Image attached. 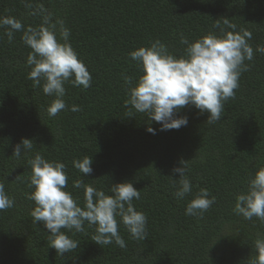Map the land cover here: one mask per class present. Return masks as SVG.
I'll return each mask as SVG.
<instances>
[{
    "label": "trees",
    "instance_id": "obj_1",
    "mask_svg": "<svg viewBox=\"0 0 264 264\" xmlns=\"http://www.w3.org/2000/svg\"><path fill=\"white\" fill-rule=\"evenodd\" d=\"M30 4L31 8L26 7ZM44 8L53 19L64 21L69 42L92 76L87 89L66 83V108L55 117L46 109L54 97L28 78L31 51L22 32L8 42L0 28V182L15 200L13 208L0 211V264H248L255 254L253 241L264 234L256 217L245 220L233 214L235 196L245 191L251 174L264 167V0H0V17L11 16L27 26L41 23L31 13ZM229 19L236 31L252 34L254 49L249 70L241 73L235 95L224 103L221 120L209 125L207 113L185 106L176 118L188 123L178 130L160 131V125L131 110L123 76L138 75L128 54L159 40L174 56L184 53L183 34L190 42L212 32L216 21ZM231 31V29H228ZM148 127L156 130L153 135ZM30 139L34 150L20 159L12 156L21 139ZM39 152L46 160L66 165V191L79 198L83 190L73 181L82 178L73 160L90 156L93 172L84 183L98 190L130 182L140 191L133 200L147 216L148 238L137 241L121 224L126 247L97 245L94 227L68 232L78 247L63 255L49 247L48 230L36 224L27 199L31 173L28 160ZM187 162L192 193L174 196L172 169ZM18 176V178H16ZM205 188L216 203L203 218L185 215L187 203Z\"/></svg>",
    "mask_w": 264,
    "mask_h": 264
},
{
    "label": "clouds",
    "instance_id": "obj_2",
    "mask_svg": "<svg viewBox=\"0 0 264 264\" xmlns=\"http://www.w3.org/2000/svg\"><path fill=\"white\" fill-rule=\"evenodd\" d=\"M26 7L31 8L30 4ZM39 15L41 23L35 27H25L22 22L11 16L0 17V28L11 43L16 32H22L21 40L29 51L26 66L31 70L28 78L34 86H41L46 96L54 97L46 109L49 117L68 108L72 112L80 111L76 105H66V83L73 87L87 89L91 86L92 76L86 65L69 42L70 30L62 19H53V14L44 8L31 13ZM218 20L213 27L220 34L212 32L190 42L183 34L180 44L185 45L183 55L177 57L168 51L159 40L150 46L131 51L128 56L136 63L138 75L133 77L122 74L127 88L126 105L131 110L144 114L150 121L160 125V131L178 130L186 126V116L176 118V114L185 106L207 113V123L214 124L221 120L224 103L233 98L239 87L241 73L249 70L245 61H252L254 49L248 43L252 34L245 30L236 31V25L229 19ZM228 29H231L229 31ZM255 52L264 55V45H258ZM155 135L152 127L146 129ZM34 150L30 139L22 138L14 148L12 156L20 159L22 155ZM172 173L179 179L172 180L178 187L174 196L182 200L192 193L191 180L186 175L187 162L180 161ZM31 169L27 199L34 202L30 212L36 224H42L48 230L49 247L63 255L74 251L79 245L62 229L68 232H83L84 225L94 227L92 241L97 245H110L113 242L125 248V240L119 233L122 224L131 238L144 241L148 238L147 216L135 209L133 200L140 199V191L130 182L111 186L108 193L84 183V176L92 174V159L84 156L72 161L75 169L82 174L81 179L73 181L74 189L83 190V206L79 198L66 191L68 176L66 165L62 162L46 160L38 151L28 160ZM18 178V176L16 177ZM216 203L205 188H201L185 208V215L203 218L205 212ZM15 206V200L5 191V184L0 182V211ZM233 214L245 220L256 217L264 223V167L255 170L247 182L245 191L235 196ZM254 255L248 264H264V234H258L253 241Z\"/></svg>",
    "mask_w": 264,
    "mask_h": 264
}]
</instances>
